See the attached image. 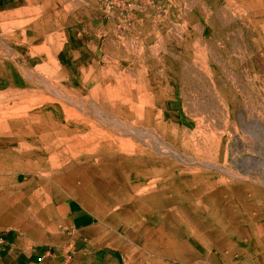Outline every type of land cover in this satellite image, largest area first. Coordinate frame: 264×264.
<instances>
[{"label": "rangeland", "instance_id": "obj_1", "mask_svg": "<svg viewBox=\"0 0 264 264\" xmlns=\"http://www.w3.org/2000/svg\"><path fill=\"white\" fill-rule=\"evenodd\" d=\"M16 4L14 11H0V59L7 57L5 35L10 30L25 24L31 28L49 11L66 12L64 44L70 54L89 56L96 51L104 65L155 74L159 80L160 73L168 77L166 104L158 103V108L164 107L166 124L180 134L186 132L191 147L181 144L178 136L167 139L160 132L150 146L136 139L132 146L126 145L129 152L140 147L153 154L159 167L161 160H168L170 171L161 172L159 180L142 191L139 172L128 177L113 162L107 167L103 162V169L94 163L88 168L78 164L72 170L52 169L54 157L33 151L22 137L26 145L11 144L7 166L0 171V240H10L12 249L4 251L0 262L21 254L19 264H27L33 256L38 258L36 264H215L208 260L215 257L220 260L217 264H229L208 247L213 243L222 251L232 244L233 254L246 256L247 264L261 260L264 19L260 1L256 0V9L244 0H18ZM109 41L114 44L111 53L105 51ZM58 57L64 66L68 64L65 50ZM163 146L168 150L162 152ZM140 168L151 167L144 163ZM211 181L216 184L207 190ZM198 188L204 190L202 204L180 198ZM72 201L94 214L99 226L91 236L101 235L95 245H81L72 234L67 211ZM18 219L39 230L24 233L16 227ZM195 237L204 250L193 248L198 245ZM209 248L210 253L203 252Z\"/></svg>", "mask_w": 264, "mask_h": 264}, {"label": "bare ground", "instance_id": "obj_2", "mask_svg": "<svg viewBox=\"0 0 264 264\" xmlns=\"http://www.w3.org/2000/svg\"><path fill=\"white\" fill-rule=\"evenodd\" d=\"M259 1L262 6V18L264 19V0H257L258 4ZM244 3L252 9L255 7L256 0H244ZM194 12L196 13L193 10ZM66 18H68L66 12L59 13L56 11L53 13L49 11L42 18L37 19V22L33 21L31 28L27 27L26 24L17 26L16 29L10 30L5 35L9 50L6 51L7 57L0 59V146L4 148L2 152L6 158L3 159L0 155V171H3L7 166L6 159L8 154L12 153L8 147L11 144L13 145L14 142H17L20 146L26 145V141L22 138L25 137L29 141L27 145L33 151H38L44 155L49 154L51 158L54 157L55 159L57 157V160L60 159V163H55L57 160L50 159L49 167L52 169L68 168L67 170H72L78 164L85 165L87 168L95 164L99 168L102 166L103 169L104 166L107 167V162H113L121 174H130L128 177H131L133 171L139 172L138 175L141 176V181H143L142 191H145L159 180L157 178L161 172L170 171L168 160H161L162 165L159 167L155 164L153 154L140 147L129 152L126 150L127 148L125 149L126 145L131 143L132 146L133 139H136L150 146L151 143L157 142L155 136L163 134L167 139L172 138V135L178 136L181 144L191 147L190 142H186V132L180 134L177 129L175 130L166 124L165 109L163 106L162 111L161 108H158V103H161V105L166 104L164 94L170 89L169 79L163 73H160L162 80H159L155 74H143L132 71L130 68L123 70L119 66H111L108 63V65H104L103 62L98 61L100 56L96 51H94V54L90 53L89 56L82 55L79 52L74 55L70 54L64 44L65 34L63 30L65 23H67ZM174 29L176 30L175 27ZM29 32L32 33L31 36H29ZM86 32L88 33V31ZM113 46V41L107 42L105 51L111 53ZM64 50L68 59L66 66L61 63L58 57L59 53ZM200 57L202 56L200 55ZM159 60L161 59L159 58ZM38 63L41 65H37ZM183 67L189 69L188 64L183 63ZM202 70L204 71V69ZM230 78L232 79V77ZM166 149L168 150L166 146H163L162 152ZM206 155L208 156V154ZM238 159L241 158L238 157ZM51 160L54 161V164ZM103 162H106L104 166L101 165ZM205 162L209 163L207 160ZM144 163L151 168L140 171V167ZM45 167H47V164ZM77 171H74V175ZM99 171L101 172V169ZM200 175L198 179H201V176L203 177V175ZM213 184H216V182L207 183L205 188L208 190L211 186H214ZM224 192L226 193V190ZM203 196L204 190L198 188L193 192L182 195L180 198L182 200L189 199V197L193 198L197 201V205H200L205 202ZM170 204L175 205L176 202L170 201ZM185 217L187 219L186 225H189L191 223L189 215L186 214ZM17 221L16 227L24 233L33 234L39 230V226L32 223L27 224L21 219ZM196 240L198 245L192 247L204 250L201 240L199 238H196ZM208 247L215 250L217 254L222 252V247L218 246V243H213L212 246ZM211 248H209L210 251L203 252L208 254L212 251ZM226 250L228 253L223 256L224 260H228L229 264H240L233 254L236 251L235 247L232 244H226ZM199 253V251H195V255ZM208 260H211V262L215 260V264L220 262L217 257L208 258Z\"/></svg>", "mask_w": 264, "mask_h": 264}, {"label": "crops", "instance_id": "obj_3", "mask_svg": "<svg viewBox=\"0 0 264 264\" xmlns=\"http://www.w3.org/2000/svg\"><path fill=\"white\" fill-rule=\"evenodd\" d=\"M17 2L18 0H0V6H1L0 11L1 12L14 11L15 9L18 8L16 4ZM67 211L69 214L68 225L70 227V230L72 234L76 236V239L80 241L81 245L92 246L95 245V243L99 242V240L101 239L100 234L95 237L91 236V233L95 231L99 225L97 223L94 214L89 209L84 207V205H82L78 201H72L68 204ZM10 244H11L10 240L9 242L0 243V256L3 257L4 251H9V253L12 251V249L9 247ZM223 252L225 251L220 252L219 257H221V255L223 257L226 253H228V252L225 253ZM20 255L21 254H17L16 256L9 255L10 256L9 258L4 259L5 263L10 264L13 262L14 264H19L21 262L20 260H18ZM45 255H47V253H45ZM36 258L37 257L35 256L29 257V260L26 261L27 264H36L35 261H37L38 259ZM235 258L240 264H247L246 256L236 255ZM0 263L5 264L4 261ZM251 264H264V255H261V260L258 259V261L254 263L251 262Z\"/></svg>", "mask_w": 264, "mask_h": 264}, {"label": "built area", "instance_id": "obj_4", "mask_svg": "<svg viewBox=\"0 0 264 264\" xmlns=\"http://www.w3.org/2000/svg\"><path fill=\"white\" fill-rule=\"evenodd\" d=\"M0 243H3V240L2 239L0 240Z\"/></svg>", "mask_w": 264, "mask_h": 264}]
</instances>
